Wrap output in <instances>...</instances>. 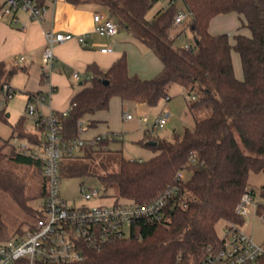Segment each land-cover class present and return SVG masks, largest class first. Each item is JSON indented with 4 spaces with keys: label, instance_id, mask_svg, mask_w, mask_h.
<instances>
[{
    "label": "trees",
    "instance_id": "trees-1",
    "mask_svg": "<svg viewBox=\"0 0 264 264\" xmlns=\"http://www.w3.org/2000/svg\"><path fill=\"white\" fill-rule=\"evenodd\" d=\"M68 1L105 8L120 29L162 61L163 70L151 79L131 75L126 54L107 70L89 64L85 74L89 79L83 80L82 88L71 101L76 105L67 116L55 114L62 125L64 141L79 136L80 123L87 117L108 111L113 98L156 106L162 100H170L169 91L175 83L189 90V98L195 97L190 98L194 102L192 112H209L195 120L194 129L175 133L172 140L149 137L157 144L145 145L158 152L155 157L146 161L122 158L117 172L105 168L99 176L106 187L118 186L120 198L138 204L151 203L165 191L176 189L165 207L164 221L135 222L131 236L111 240L101 250L87 249L84 261L68 264L199 263L209 246H223L217 231L220 223L244 225L235 209L245 192L259 198L258 214L264 217V185L255 190L248 184L251 173H264V0H181V7L176 3L162 9L151 21L146 15L157 0ZM180 10L192 15L187 28L194 39L191 52L173 46L172 26ZM232 13L242 20L250 35L209 31L213 19ZM233 52L239 55L242 79L235 74ZM17 71L13 65L0 62V90L3 85L10 86L9 80ZM40 95L30 93L28 101ZM24 119L10 125V137L2 138L0 192L37 220L48 195L44 161L33 154L40 149L43 138L28 131ZM90 120L93 127L95 122ZM0 123L9 124L5 107L0 108ZM15 138L27 142L29 148L22 151L13 143ZM110 140L86 144L75 158L65 157L60 164L61 181L91 176L90 161L97 152L108 149ZM25 168L37 172L38 186L36 182L27 183ZM180 171L186 172L182 181L177 180ZM16 231L21 232V227ZM10 238L13 233L0 209V240ZM22 262L19 264H25ZM257 264H264V255Z\"/></svg>",
    "mask_w": 264,
    "mask_h": 264
},
{
    "label": "built area",
    "instance_id": "built-area-1",
    "mask_svg": "<svg viewBox=\"0 0 264 264\" xmlns=\"http://www.w3.org/2000/svg\"><path fill=\"white\" fill-rule=\"evenodd\" d=\"M55 3L57 0H0V20L10 25H17L18 13L26 12L31 20L42 21L45 19L49 5L48 2ZM168 9L177 3V0H165ZM192 21V15L186 10H180L174 19L172 26V38H181ZM94 33L99 36L111 38L118 34L120 27L118 22L109 15L97 12L93 15ZM180 28V29H179ZM46 46L43 50V74L46 85L49 87L48 96L51 97L53 88L49 75L56 67L54 47L57 44L76 41L81 45H86L89 38L86 34H72L55 32L48 30L45 33ZM192 51V45L185 48ZM111 48H102V53H111ZM24 60V58H21ZM73 80L79 82L89 79L85 74L71 69L66 70ZM0 93L5 99L0 100V108H3L7 100L12 97L15 90L9 85H3ZM45 96H38L34 100L28 101V113L36 117L38 125L43 127L44 137L39 150L33 154L44 161L43 174L48 180V195L42 206L39 208L40 217L36 225L27 231H21L17 237L7 240H0V264H68L82 262L86 259L87 249L101 250L108 242L116 238L131 236V226L135 222H145L150 224L161 223L165 219V207L170 198L176 194V189L165 191L154 201L148 204L123 203L112 207L93 206L85 204L70 206L68 201L62 197L61 190V161L67 158H75L82 147L86 144H95L106 138L113 139V136L99 135L86 140L83 137L85 130L83 122L80 123L79 136L66 142L62 138V125L55 114L41 116L38 112L39 104L45 102ZM195 99V97H190ZM62 112L67 116L72 107ZM137 118L143 125H150L151 133L154 130L164 128L168 123L169 114L155 117L150 122V118L145 113L132 115L126 113L125 120ZM150 122V123H149ZM22 151H26L29 146L18 138L14 139ZM186 178V172L180 171L177 180ZM100 197V190L97 188L81 185L78 199L88 202ZM259 198L251 192H245L236 206V213L239 217L246 219L253 211L257 212ZM264 221V217L261 216ZM124 228H128L126 235ZM223 246L215 248L209 246L205 256L196 264H257L258 259L264 255V249L257 244L241 227L229 223L225 225L223 235ZM23 263V262H22Z\"/></svg>",
    "mask_w": 264,
    "mask_h": 264
},
{
    "label": "rangeland",
    "instance_id": "rangeland-1",
    "mask_svg": "<svg viewBox=\"0 0 264 264\" xmlns=\"http://www.w3.org/2000/svg\"><path fill=\"white\" fill-rule=\"evenodd\" d=\"M177 4L181 7V0H177ZM165 6V0H157L148 11L146 19L151 21L160 10L165 8ZM96 7L103 11H107L103 7ZM232 16V18L236 16L234 20L230 19V21H226L225 24L220 21V18L222 17H216L213 19L210 27L212 33L229 34V32H231V34L242 33L250 35L249 29L243 27L242 20L239 19L235 13H232ZM122 34H124V32ZM193 43L194 39L192 32L190 29L186 28L182 37H177L173 41V46L176 48H186L189 45H193ZM6 64L8 66L13 65L18 68V71L9 80L10 85L15 89L16 94L10 97L7 100V104L4 105L6 112L9 115V124L0 123V146L3 143L2 138L11 133L10 125L16 124L22 117L25 118V127L28 131L38 133L40 137L43 138L44 132L35 127L36 117L30 116L27 109V94L24 91L28 82V74L21 70L26 62L21 60L20 56H17V59L16 56H13L6 62ZM233 64L235 74L238 75V77H241L242 70L240 58L236 52H233ZM74 88L80 90L82 86H78V83L74 82ZM188 94L189 90H186L179 84H172L169 91L170 100H162L158 105L151 107L146 106L144 110H142V112L147 114L150 118V122L155 117L169 114L167 125L162 129L154 130L153 133L150 131L152 129L149 124L143 125L137 118L132 120L124 119L126 113H130L134 116L142 113L136 107V103L122 102L119 98H113L110 102L108 111L96 113L97 115L108 113L110 116L109 130H107L105 135L110 137L113 136V139L109 141L108 149L97 152L95 158L90 161L91 176L86 178H65L61 181L62 197L68 201L70 206L85 204L89 207H112L123 203H131V201L119 197V189L117 185L106 187L101 182L99 176L105 172V168L109 172H117L122 158L146 161L155 157L158 152L145 145L150 142L149 137L172 140L175 133L182 134L185 129H194L195 120H200L203 117H206L209 112L208 110L192 112L191 108L194 102L188 97ZM4 99V95L0 93V100ZM90 122L91 120L86 119L83 123V129L85 130L84 133L86 136H92L107 129L106 124L102 123H99L98 126L89 127ZM13 143L18 145L14 140ZM23 143L28 144L27 142ZM23 175H25L26 180L28 179L27 183L29 184H34V182L37 184V182H40L38 174L33 168H25ZM82 184L86 187L99 189L100 197L88 202H83L78 199V202H76L75 198L80 192ZM36 186H38V184ZM0 209L5 223L8 225L11 233H13V237L19 235L20 232L18 233L16 231L18 228L21 227L22 231H27L30 227L36 225V218L27 216L9 195L2 192H0ZM245 223L244 226L248 225V228L254 232V234L252 233L254 240L264 237V222L256 216L255 211L246 218ZM225 225L226 224L222 222L217 226L219 236L223 235ZM245 228L246 226L244 229ZM124 230L126 231V235H128V228H124Z\"/></svg>",
    "mask_w": 264,
    "mask_h": 264
},
{
    "label": "crops",
    "instance_id": "crops-1",
    "mask_svg": "<svg viewBox=\"0 0 264 264\" xmlns=\"http://www.w3.org/2000/svg\"><path fill=\"white\" fill-rule=\"evenodd\" d=\"M48 5V13L42 21L31 20L26 12L18 13V23L15 26L0 20V62L6 63L13 56H16V59L17 56L24 58L23 61L26 64L22 68L28 74V82L24 91L27 94V103L30 93H41V96L46 95L47 97L45 102L38 106V112L41 116L62 113L68 110L72 98L79 91L74 88V82L77 81L66 73L67 69L86 74L88 65L96 64L101 69L107 70L123 54H126L128 70L131 75H138L142 79H151L163 70L162 61L146 45L135 40L126 30L120 29L118 34L111 38L94 33L93 15L97 12L108 15L107 11L98 9L92 4L77 5L70 3L68 0H57L55 3L49 1ZM218 17H222L220 21L225 24L230 19L234 20L236 16L232 18V14H229ZM210 27L211 23L209 31L212 33ZM48 30L86 34L89 38L86 45L70 41L57 44L54 47L56 67L53 73L49 75V80L55 88V92L51 97L47 95L49 87L46 85L45 76H43L42 62L43 50L46 46L45 33ZM123 32L124 34H122ZM229 34L231 35V32ZM102 48H111L113 51L102 53ZM236 76L238 79L243 78V74L241 77ZM81 82L83 85V81H79L77 82L78 86H82ZM136 107L142 112L146 106L137 104ZM86 119L94 120V126H98L99 123L107 126V129L92 136H86L84 133L83 137L86 140L103 135L109 130L110 116L108 113L96 114ZM35 123V127L39 129L40 126L36 119ZM89 127H91L90 124ZM10 135L11 133L2 137L8 138ZM248 184L251 189H260L264 185V173H251ZM255 214L261 219L258 210ZM245 221L246 219H244V224H246ZM245 226H241L242 230L253 238L252 233L254 234V232L248 228V225ZM254 241L264 249V237Z\"/></svg>",
    "mask_w": 264,
    "mask_h": 264
},
{
    "label": "water",
    "instance_id": "water-1",
    "mask_svg": "<svg viewBox=\"0 0 264 264\" xmlns=\"http://www.w3.org/2000/svg\"><path fill=\"white\" fill-rule=\"evenodd\" d=\"M80 84L82 85V82H81ZM148 144H149V145H156L157 143H156V142H152V141H150V142H148Z\"/></svg>",
    "mask_w": 264,
    "mask_h": 264
}]
</instances>
